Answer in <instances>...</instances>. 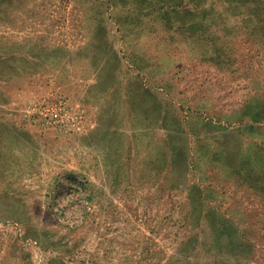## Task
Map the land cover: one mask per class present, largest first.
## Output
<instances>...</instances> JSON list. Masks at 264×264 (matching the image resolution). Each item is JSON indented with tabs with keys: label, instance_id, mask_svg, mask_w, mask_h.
Returning <instances> with one entry per match:
<instances>
[{
	"label": "rangeland",
	"instance_id": "rangeland-1",
	"mask_svg": "<svg viewBox=\"0 0 264 264\" xmlns=\"http://www.w3.org/2000/svg\"><path fill=\"white\" fill-rule=\"evenodd\" d=\"M35 97L0 264H264V0H0V104Z\"/></svg>",
	"mask_w": 264,
	"mask_h": 264
},
{
	"label": "crops",
	"instance_id": "crops-1",
	"mask_svg": "<svg viewBox=\"0 0 264 264\" xmlns=\"http://www.w3.org/2000/svg\"><path fill=\"white\" fill-rule=\"evenodd\" d=\"M37 46V43L34 42ZM36 48V47H35ZM31 59L38 61L39 64L45 63L42 56L38 54L30 55ZM38 70H31L29 73H23V75H32ZM91 83L88 85L87 97L90 98ZM52 88V87H51ZM54 91V88L51 89ZM6 93H2V97L6 98ZM19 95V94H18ZM25 90H23V100H25ZM50 95V94H49ZM128 98V97H127ZM64 100V99H59ZM28 102H23V108H17L16 105H9L6 101L0 104V223H19L22 224L23 220L28 221L29 216L27 215L26 206L23 204V188L21 184H12V178L15 176L23 177V169L21 170V162H23V155L26 161L33 163L36 158V146L42 144L41 132H38V127L33 125L31 122L30 114H34V111L38 109V105L41 102L40 97H35ZM127 103L128 99H126ZM99 111L96 116H89L88 108H83V115L76 114V122L72 126H66L68 129L78 130L77 133H85V136L90 135L93 131L97 134H103L109 129L104 125V118L107 117L105 112H108L112 106H107L103 103H99ZM11 110L10 117L5 116ZM132 107L129 106L127 109L128 114L132 113ZM19 114L14 116V114ZM82 113V112H81ZM93 117V118H92ZM80 120V121H79ZM83 120L82 127L79 126ZM33 121V120H32ZM48 126H53L56 128L57 125L48 124ZM58 127V126H57ZM64 128V127H63ZM114 130L115 127L113 126ZM102 135H99V138ZM92 140L89 141L91 144ZM102 144L105 142L100 139L94 140L92 144ZM25 161V162H26ZM15 162V164H14ZM13 169H18L14 171ZM11 184V185H10ZM12 192L17 193L15 197L10 196ZM25 213V214H23ZM61 261L60 258H57ZM65 263V260L62 259Z\"/></svg>",
	"mask_w": 264,
	"mask_h": 264
},
{
	"label": "built area",
	"instance_id": "built-area-1",
	"mask_svg": "<svg viewBox=\"0 0 264 264\" xmlns=\"http://www.w3.org/2000/svg\"><path fill=\"white\" fill-rule=\"evenodd\" d=\"M39 112L48 124H54L62 128L72 126L77 119L76 114L71 110L65 100H57L43 105Z\"/></svg>",
	"mask_w": 264,
	"mask_h": 264
}]
</instances>
